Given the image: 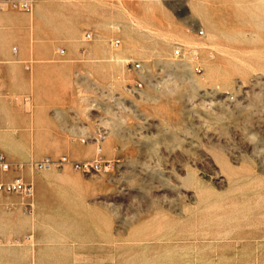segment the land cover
<instances>
[{"label":"rangeland","instance_id":"1","mask_svg":"<svg viewBox=\"0 0 264 264\" xmlns=\"http://www.w3.org/2000/svg\"><path fill=\"white\" fill-rule=\"evenodd\" d=\"M0 156V264H264V0L0 11Z\"/></svg>","mask_w":264,"mask_h":264},{"label":"built area","instance_id":"2","mask_svg":"<svg viewBox=\"0 0 264 264\" xmlns=\"http://www.w3.org/2000/svg\"><path fill=\"white\" fill-rule=\"evenodd\" d=\"M117 1V0H113ZM35 3V0H0V11L5 12L8 10H14V11H30L33 8V5ZM119 30V29H118ZM199 35H204V31L201 30L199 32ZM94 35L91 32H87L84 35L85 41H91L93 40ZM121 46V39H115L113 41V47L115 49L119 48ZM18 50H15V53H17ZM181 48L178 47L176 50V54L180 55ZM59 54L63 55L64 51H60ZM135 68L139 69L140 65L137 63L135 65ZM27 69H30L29 66H27ZM201 70L198 69V72ZM100 138L102 137V134L100 133ZM103 147L101 144L97 146V156L92 161H73L69 159L68 157H62L60 159L54 160L51 158H45L41 161L35 162L32 164L33 168L36 171H47L51 170L53 168H60L66 165H71L76 171H79L83 174H92V173H101L103 171H108L111 167V163H108L104 161L103 156ZM11 164L5 159L4 156H0V169L4 172H7L10 170ZM33 187L30 184L25 183L21 179H16L12 182H6V183H0V192H6V193H17L22 194L26 196H30L32 194Z\"/></svg>","mask_w":264,"mask_h":264},{"label":"bare ground","instance_id":"3","mask_svg":"<svg viewBox=\"0 0 264 264\" xmlns=\"http://www.w3.org/2000/svg\"><path fill=\"white\" fill-rule=\"evenodd\" d=\"M177 55V54H176Z\"/></svg>","mask_w":264,"mask_h":264}]
</instances>
